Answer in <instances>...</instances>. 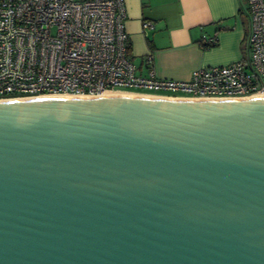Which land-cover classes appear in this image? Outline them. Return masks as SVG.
Instances as JSON below:
<instances>
[{"label":"water","instance_id":"95a60500","mask_svg":"<svg viewBox=\"0 0 264 264\" xmlns=\"http://www.w3.org/2000/svg\"><path fill=\"white\" fill-rule=\"evenodd\" d=\"M0 264H264V95L0 99Z\"/></svg>","mask_w":264,"mask_h":264},{"label":"built area","instance_id":"2783aa9c","mask_svg":"<svg viewBox=\"0 0 264 264\" xmlns=\"http://www.w3.org/2000/svg\"><path fill=\"white\" fill-rule=\"evenodd\" d=\"M249 30L233 62L186 79L137 72L126 0H0V99L121 90L187 98L264 93V0H245ZM143 27H152L142 21ZM206 45L214 38H202ZM150 56L147 62L151 65Z\"/></svg>","mask_w":264,"mask_h":264},{"label":"crops","instance_id":"0c3cea01","mask_svg":"<svg viewBox=\"0 0 264 264\" xmlns=\"http://www.w3.org/2000/svg\"><path fill=\"white\" fill-rule=\"evenodd\" d=\"M126 11L131 57L140 74L152 67L160 77L186 79L197 67L227 64L243 54L249 30L245 0H126ZM203 37L215 43L206 45Z\"/></svg>","mask_w":264,"mask_h":264},{"label":"bare ground","instance_id":"6f19581e","mask_svg":"<svg viewBox=\"0 0 264 264\" xmlns=\"http://www.w3.org/2000/svg\"><path fill=\"white\" fill-rule=\"evenodd\" d=\"M127 94L129 95V94H138V93H133V92H129V91H123V90H106V91L100 93L99 95H127ZM143 95H144V93H143ZM260 95H264V93H255V94H253L251 96H260ZM44 96H56V95H44ZM57 96H70V95L61 94V95H57Z\"/></svg>","mask_w":264,"mask_h":264},{"label":"rangeland","instance_id":"374dc122","mask_svg":"<svg viewBox=\"0 0 264 264\" xmlns=\"http://www.w3.org/2000/svg\"><path fill=\"white\" fill-rule=\"evenodd\" d=\"M121 90H123V89H121Z\"/></svg>","mask_w":264,"mask_h":264}]
</instances>
